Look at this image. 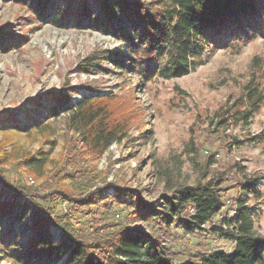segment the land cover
Segmentation results:
<instances>
[{
    "label": "rangeland",
    "instance_id": "obj_1",
    "mask_svg": "<svg viewBox=\"0 0 264 264\" xmlns=\"http://www.w3.org/2000/svg\"><path fill=\"white\" fill-rule=\"evenodd\" d=\"M36 2L0 0V174L5 182L44 205H50L47 196L54 195L53 189L71 193L77 202L61 203L59 215L98 253L119 226L143 233L153 227L134 220L133 213L139 204L165 194L162 171L187 185L215 177L227 209L246 178L256 179L260 196L249 195L246 204L252 208L255 233L264 238V0H258L262 11L254 29L210 45L193 72L168 80L157 75L165 51L144 61L134 46L112 34L98 0H43L40 7ZM116 24L126 26L122 17ZM107 52L121 56L128 68L110 62V73H79L83 60ZM66 89L77 92L69 96V106L83 96L108 97L110 116L122 123L126 137L98 154L81 135L52 121L50 103ZM35 121L51 125L54 135L24 130ZM45 141L54 142L52 151ZM37 151L50 155L43 177L33 181L22 159L36 157ZM14 191L0 185V199L12 200ZM25 198L17 202L32 208ZM227 209L210 225L230 217ZM32 212L21 221L15 222V212L0 219V241L6 237L0 242L5 244H0V264H12L1 258L3 250H25L31 231L17 238L7 235L10 225L19 234ZM44 221L51 239L64 250L67 242L53 218ZM158 235L172 251L231 250L220 237L188 232L178 219Z\"/></svg>",
    "mask_w": 264,
    "mask_h": 264
},
{
    "label": "trees",
    "instance_id": "obj_2",
    "mask_svg": "<svg viewBox=\"0 0 264 264\" xmlns=\"http://www.w3.org/2000/svg\"><path fill=\"white\" fill-rule=\"evenodd\" d=\"M42 1L37 0L36 5L40 7ZM49 1L44 0L45 3ZM98 1L105 24L110 26L112 34L128 46H134L143 55L144 61L165 51L163 65L157 72L165 80L181 78L193 72L210 45H223L224 37L231 38L242 29H254L256 18L262 11L258 0ZM117 17L123 18L125 27L116 24ZM103 54L106 55L83 60L78 67L79 73L88 76L110 73L107 69L110 62L123 70L128 68V64L121 62V56L112 55V52ZM65 91L50 103L47 113L52 121H61L69 130L81 135L83 143L98 154L106 152L126 137L122 123L112 120L110 116L109 99L106 102L108 97L83 96L74 106H69V96H75L77 92L72 89ZM24 130L54 135V128L51 125L41 126V121L32 122ZM45 144L49 146V151L54 149L53 141H45ZM49 155L37 151L36 157L26 156L22 159L23 167L32 173L31 180L43 177ZM160 173V184L165 194L154 202L139 204L133 213L134 220H142L153 227L143 233L126 225L119 226L113 239L106 242L98 253L78 237L70 220L62 219V215H59L61 203L72 206L77 202L71 193L53 189L54 195L47 196L52 199L48 201L50 205L40 204L32 198V201L29 200L26 192L18 187L15 189L6 183L0 174L2 189L15 190L12 200L0 199V219L15 212V222L21 221L33 210L30 222L22 224L19 234L16 235L13 225H10L7 235L17 238L31 231L25 250L21 252L15 247H12L11 253L3 250L1 258L10 259L12 264H264V238L255 233L252 208L246 204L249 195L253 198L260 196L256 179L246 178L240 185L235 204L227 209L215 177L203 176L195 185H187L171 181L170 171ZM79 181L84 182L85 179ZM100 191L96 195H100ZM17 198H25L32 208L26 203L21 205ZM225 209L231 216L220 219L218 225H210ZM51 218L52 225L62 233L61 239L67 242L64 250H61L60 243L51 239V232L44 221ZM174 219H178L190 233L208 232L213 237H220L231 245V250L223 252L213 249L192 254L167 249L158 232H167ZM0 244L2 248L5 246L4 243Z\"/></svg>",
    "mask_w": 264,
    "mask_h": 264
}]
</instances>
